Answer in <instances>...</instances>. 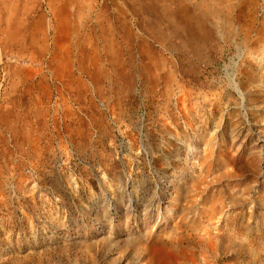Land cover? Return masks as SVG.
Listing matches in <instances>:
<instances>
[{"label": "rangeland", "instance_id": "rangeland-1", "mask_svg": "<svg viewBox=\"0 0 264 264\" xmlns=\"http://www.w3.org/2000/svg\"><path fill=\"white\" fill-rule=\"evenodd\" d=\"M132 4L56 75L50 0H0V264H264V0Z\"/></svg>", "mask_w": 264, "mask_h": 264}, {"label": "crops", "instance_id": "crops-1", "mask_svg": "<svg viewBox=\"0 0 264 264\" xmlns=\"http://www.w3.org/2000/svg\"><path fill=\"white\" fill-rule=\"evenodd\" d=\"M121 1L118 0L114 7L96 10L80 3L75 5V0H59V3L50 0L54 14L52 68L56 75L73 72L75 67L70 55L73 52L90 53L100 49L116 53L127 50V44L132 41L126 43L124 36L130 35L129 22L133 20L131 10L135 0H123L127 3L125 7ZM80 56L77 58L80 59ZM84 59L89 61L88 57Z\"/></svg>", "mask_w": 264, "mask_h": 264}, {"label": "built area", "instance_id": "built-area-1", "mask_svg": "<svg viewBox=\"0 0 264 264\" xmlns=\"http://www.w3.org/2000/svg\"><path fill=\"white\" fill-rule=\"evenodd\" d=\"M99 1V5L101 4H103L104 2H106V1H109V0H98Z\"/></svg>", "mask_w": 264, "mask_h": 264}]
</instances>
